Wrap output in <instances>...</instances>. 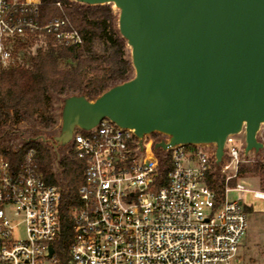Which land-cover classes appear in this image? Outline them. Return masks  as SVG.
<instances>
[{"label":"built area","instance_id":"1","mask_svg":"<svg viewBox=\"0 0 264 264\" xmlns=\"http://www.w3.org/2000/svg\"><path fill=\"white\" fill-rule=\"evenodd\" d=\"M40 5L41 0H0L3 65L14 61L18 39L49 35L62 46L82 43L67 18L41 23ZM234 136L227 135L217 163L215 143L155 148L168 136L152 132L140 138L108 117L90 129L75 127L72 146L84 170L69 209L66 246L58 244L60 188L44 179L33 149L16 166L0 154V264H241L246 208L228 194L247 188L241 179L229 184L242 156ZM216 169L222 194L207 183ZM254 195L264 197V191Z\"/></svg>","mask_w":264,"mask_h":264},{"label":"water","instance_id":"2","mask_svg":"<svg viewBox=\"0 0 264 264\" xmlns=\"http://www.w3.org/2000/svg\"><path fill=\"white\" fill-rule=\"evenodd\" d=\"M74 1L116 6L133 75L93 99L64 97L54 149L104 117L167 135L155 148L215 143L217 163L229 134L244 130L245 153L264 147V0Z\"/></svg>","mask_w":264,"mask_h":264},{"label":"trees","instance_id":"3","mask_svg":"<svg viewBox=\"0 0 264 264\" xmlns=\"http://www.w3.org/2000/svg\"><path fill=\"white\" fill-rule=\"evenodd\" d=\"M56 17L70 21L82 35L81 44L62 46L49 35L29 36L15 42L12 63L3 65L0 61V154L16 166L24 154L33 149L44 179L60 188L61 237L58 244L66 246L72 233L69 209L76 201L84 164L71 150L61 161L58 177L49 143L33 138L18 143L23 133L16 131L17 125L27 122L25 132L35 136L38 127L48 129L57 123L51 108L53 97L63 99L71 94H83L93 99L109 87L131 78L133 66L127 42L118 31V13L110 4L41 0L40 22ZM33 45H36L35 50H32ZM167 170L168 166L163 174ZM248 170L251 169L239 168L240 173ZM252 170L259 173V187L264 191V162H257ZM235 181L233 178L229 184L233 186ZM207 183L217 193H223V180L215 170L208 174Z\"/></svg>","mask_w":264,"mask_h":264},{"label":"rangeland","instance_id":"4","mask_svg":"<svg viewBox=\"0 0 264 264\" xmlns=\"http://www.w3.org/2000/svg\"><path fill=\"white\" fill-rule=\"evenodd\" d=\"M110 6L115 13H118L116 6L112 3H110ZM35 48L36 45H33L32 50H35ZM63 99L62 97H53L51 108L52 113L57 119V123L52 127L48 129L38 127L39 129H36L35 136L25 132L27 122L18 124L16 129L18 133H23L21 138L18 140V143L27 141L30 138L42 142L47 141L49 143L51 146L50 152L53 158L54 169L58 177L60 176L62 170V159L68 157L70 155V151L73 150L72 141L66 145L58 146L55 149L52 143L55 136L60 134ZM234 137L236 138L235 145L238 146L240 153L242 154L239 168L243 166L251 169L240 173L238 168L237 178H234L236 181L241 179V183L245 188H247V190L231 191L228 194V198L230 200H236L240 197L242 199V205L245 206V208H248L246 211V229L240 240L238 256L241 259V264H264V197H257L254 195L255 190H261L259 187L260 175L258 172H254L252 170L257 162H264V147L257 151L251 149L245 153L244 134L238 133L235 134ZM257 137L261 142H264V126L260 128ZM215 171H218V169ZM230 171L231 170L229 169L227 173ZM19 235H22V233H19Z\"/></svg>","mask_w":264,"mask_h":264}]
</instances>
